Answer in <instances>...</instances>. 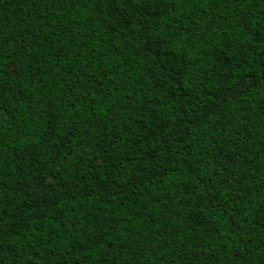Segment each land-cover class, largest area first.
<instances>
[{
    "label": "trees",
    "instance_id": "obj_1",
    "mask_svg": "<svg viewBox=\"0 0 264 264\" xmlns=\"http://www.w3.org/2000/svg\"><path fill=\"white\" fill-rule=\"evenodd\" d=\"M0 264H264V0H0Z\"/></svg>",
    "mask_w": 264,
    "mask_h": 264
}]
</instances>
